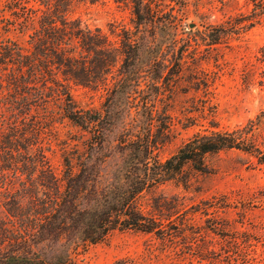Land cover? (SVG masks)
Segmentation results:
<instances>
[{
    "label": "trees",
    "instance_id": "trees-1",
    "mask_svg": "<svg viewBox=\"0 0 264 264\" xmlns=\"http://www.w3.org/2000/svg\"><path fill=\"white\" fill-rule=\"evenodd\" d=\"M7 1L15 22L31 25V30L28 47L11 39L0 43L1 71L7 70L0 74L1 104L9 121L0 129L5 213L0 217V264H75L88 246L103 242L117 230L165 238L171 233L161 216L145 212L139 203L144 192L179 181L186 167L206 172L205 157L220 151H242L264 167V150L253 140L252 121L231 130H219L213 124L214 130L195 133L174 154L158 159L157 150L166 138L165 122L163 126L153 123L156 111L145 97L142 107H132L131 100L146 79L154 89L182 70L186 48L183 43L176 47L180 18L173 7L166 11L163 0H114L130 6L133 24V29H121L116 43L100 29L70 19L73 0ZM250 2L251 14L243 20L206 26V45H215L264 18V0ZM168 54L174 61L170 68L164 64ZM257 60L264 64V43ZM117 64L114 82L106 88L103 113L79 108L65 81L93 89L106 86ZM35 87L38 90L29 92ZM51 100L58 102L62 118L90 134L87 148L76 157V169L65 156L61 175L54 172L39 144L45 126L33 113L46 109ZM113 130L120 161L111 181L100 185L99 159L92 160L91 151L103 143L104 131Z\"/></svg>",
    "mask_w": 264,
    "mask_h": 264
},
{
    "label": "rangeland",
    "instance_id": "rangeland-1",
    "mask_svg": "<svg viewBox=\"0 0 264 264\" xmlns=\"http://www.w3.org/2000/svg\"><path fill=\"white\" fill-rule=\"evenodd\" d=\"M7 2L0 0V43L11 39L28 47L31 25L16 23ZM163 4L166 11L173 7L180 18L176 47L183 43L187 49L182 70L166 83H159L158 88L153 89L146 79L131 100L132 107H142L145 97L153 113L156 111L153 123L163 126L165 122L166 138L157 150L158 159L163 161L174 154L195 133L214 130L213 124L216 129L231 130L252 121L253 140L264 150V64L257 60L264 43V18L209 46L204 36L206 26L243 20L251 14L250 0H163ZM69 10L70 19L100 29L113 43L122 28L133 29L130 6L114 0H73ZM165 59L164 64L172 67L170 54ZM118 67L107 76L106 86L95 89L65 81L76 105L103 113L106 88L113 84ZM6 71L0 67L1 75ZM2 90L0 129L9 122L2 109ZM57 103L51 100L46 109L33 113L45 126L39 144L54 172L61 175L65 156L76 169V157L87 148L90 134L62 118ZM91 155L92 160L99 159L100 185L109 183L121 155L115 130L104 131L103 143L96 145ZM205 166L206 172L186 167L179 181H167L141 195L139 203L144 211L160 215L170 236L117 230L103 242L88 246L75 264H264V167L236 149L207 155ZM3 191L0 187V217L5 215Z\"/></svg>",
    "mask_w": 264,
    "mask_h": 264
}]
</instances>
